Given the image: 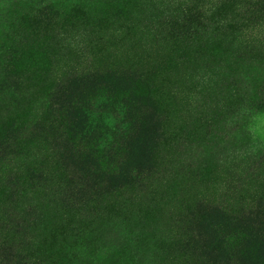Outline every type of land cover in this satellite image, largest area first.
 Returning <instances> with one entry per match:
<instances>
[{
    "label": "rangeland",
    "instance_id": "obj_1",
    "mask_svg": "<svg viewBox=\"0 0 264 264\" xmlns=\"http://www.w3.org/2000/svg\"><path fill=\"white\" fill-rule=\"evenodd\" d=\"M119 2L0 0V239L18 264H259L233 255L264 218V11L171 38Z\"/></svg>",
    "mask_w": 264,
    "mask_h": 264
},
{
    "label": "trees",
    "instance_id": "obj_2",
    "mask_svg": "<svg viewBox=\"0 0 264 264\" xmlns=\"http://www.w3.org/2000/svg\"><path fill=\"white\" fill-rule=\"evenodd\" d=\"M121 0H109L115 7L119 8L125 3L119 2ZM127 1L131 4V6L137 10H147L149 11L153 17H157L159 22H163L164 28L166 29V35H170L171 38H176L180 36L178 30V24L183 23L184 25L189 22L191 26L187 28V26H183L180 28L181 31L189 36L194 34L196 31L200 30L206 32V34H214L220 35L224 38L232 37L231 34L234 32L240 33L239 26L242 22L249 20L250 18L247 16V13H251L253 15L257 14V12L264 11V0H237L232 6V10L230 12H226L224 16H215V17H207L204 15L210 8H206V0L195 1L194 0H184L182 2H177L173 4L172 2L160 0L159 3H165L164 6H160L154 0H123ZM130 1V2H129ZM223 1V0H221ZM198 10L194 7V3H198ZM133 4V5H132ZM225 4V2L221 5V7ZM44 3H38V7L45 6ZM142 7V8H139ZM192 6V7H191ZM181 7V10L179 9ZM131 13V12H129ZM184 51H189L190 49L183 46ZM64 93H61L60 96L56 97L50 105L42 110V116L49 114L54 108H62V102L64 100H60ZM70 103V102H69ZM69 103L67 105H69ZM109 109L119 114L120 116L124 114V110L119 109L117 104L110 103L107 104L103 101ZM107 108V109H108ZM40 115V113H39ZM78 116V115H77ZM30 117L27 118V124H31ZM87 122V120H86ZM97 132H95L96 134ZM95 141H98L102 144L108 142V139L102 133L96 136ZM113 142L118 143V140H112ZM113 143H111L112 145ZM66 169V168H65ZM72 173L70 170H65L64 175L61 178L62 181V189L64 192H68L71 190L70 184L73 183L75 186V182ZM79 190L82 191L81 187H78ZM205 214V211H203ZM202 215L197 220L193 239L195 240V244H198L199 247L205 246V240L207 239V225H211L210 219L206 217V215ZM17 254L16 245L11 243H5L0 239V264H18L16 261V257L20 258V256H14ZM233 256H256L257 262L259 264H264V218L259 219L253 224L250 228L245 230L241 248L237 250V252Z\"/></svg>",
    "mask_w": 264,
    "mask_h": 264
}]
</instances>
